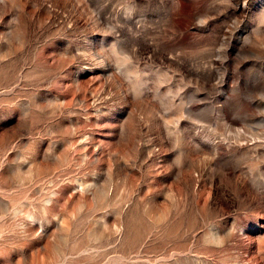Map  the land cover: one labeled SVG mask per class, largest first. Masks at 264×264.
<instances>
[{"label": "rangeland", "instance_id": "obj_1", "mask_svg": "<svg viewBox=\"0 0 264 264\" xmlns=\"http://www.w3.org/2000/svg\"><path fill=\"white\" fill-rule=\"evenodd\" d=\"M0 264H264V0H0Z\"/></svg>", "mask_w": 264, "mask_h": 264}]
</instances>
